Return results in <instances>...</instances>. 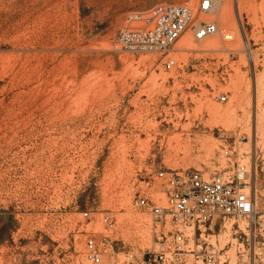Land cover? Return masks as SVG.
<instances>
[{"label": "rangeland", "instance_id": "374dc122", "mask_svg": "<svg viewBox=\"0 0 264 264\" xmlns=\"http://www.w3.org/2000/svg\"><path fill=\"white\" fill-rule=\"evenodd\" d=\"M158 3L198 0H0V264H91L89 235L151 245L132 202L162 197L161 170L238 158L264 210V0H216L204 38L121 49L125 14Z\"/></svg>", "mask_w": 264, "mask_h": 264}, {"label": "built area", "instance_id": "2783aa9c", "mask_svg": "<svg viewBox=\"0 0 264 264\" xmlns=\"http://www.w3.org/2000/svg\"><path fill=\"white\" fill-rule=\"evenodd\" d=\"M215 2L198 0L196 8L158 3L128 11L117 42L123 50L146 53L166 51L187 27L196 39L204 38L217 31L214 21L201 17L213 10ZM163 63L169 69L174 60ZM217 98L225 102L227 95L220 93ZM224 154L230 155V149ZM156 178L162 197L138 196L132 202L148 215L152 244L133 248L108 235L100 242L89 235L85 258L91 264H264V210L257 208L250 170L243 160L237 158L210 174L194 168L166 169ZM82 214L89 216L87 211ZM101 220L105 228L112 227L107 213Z\"/></svg>", "mask_w": 264, "mask_h": 264}, {"label": "bare ground", "instance_id": "6f19581e", "mask_svg": "<svg viewBox=\"0 0 264 264\" xmlns=\"http://www.w3.org/2000/svg\"><path fill=\"white\" fill-rule=\"evenodd\" d=\"M223 21L224 23H227L226 19L223 18ZM218 44V41L217 39H212V40H208L205 45H216ZM192 43H191V38H190V35L189 34H184L182 35L179 40L177 41V48L180 49V48H183V47H188V46H191ZM251 51V50H249Z\"/></svg>", "mask_w": 264, "mask_h": 264}]
</instances>
